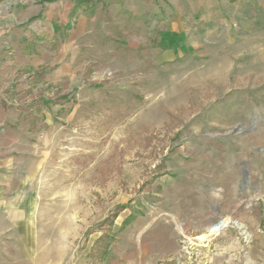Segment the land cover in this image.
Instances as JSON below:
<instances>
[{
    "label": "rangeland",
    "instance_id": "1",
    "mask_svg": "<svg viewBox=\"0 0 264 264\" xmlns=\"http://www.w3.org/2000/svg\"><path fill=\"white\" fill-rule=\"evenodd\" d=\"M0 79V264H264V0H0Z\"/></svg>",
    "mask_w": 264,
    "mask_h": 264
},
{
    "label": "crops",
    "instance_id": "2",
    "mask_svg": "<svg viewBox=\"0 0 264 264\" xmlns=\"http://www.w3.org/2000/svg\"><path fill=\"white\" fill-rule=\"evenodd\" d=\"M173 54V50L170 51ZM165 53L159 54V59L163 60L165 58ZM0 79V207L3 205L4 211H11L10 201L8 203V207H5V197H11L13 194L11 188V180L13 179V170H17V164L20 161L21 156L17 154L14 156L12 154V142L11 138V111L4 102V94L2 92V86ZM19 148L17 147L16 151L22 152L21 148V139L19 140ZM18 153V152H17ZM9 200V199H8ZM1 209V208H0Z\"/></svg>",
    "mask_w": 264,
    "mask_h": 264
},
{
    "label": "bare ground",
    "instance_id": "3",
    "mask_svg": "<svg viewBox=\"0 0 264 264\" xmlns=\"http://www.w3.org/2000/svg\"><path fill=\"white\" fill-rule=\"evenodd\" d=\"M227 225V221H221L220 223L214 225L211 227V231L213 232L214 230H217L223 226H226Z\"/></svg>",
    "mask_w": 264,
    "mask_h": 264
},
{
    "label": "trees",
    "instance_id": "4",
    "mask_svg": "<svg viewBox=\"0 0 264 264\" xmlns=\"http://www.w3.org/2000/svg\"><path fill=\"white\" fill-rule=\"evenodd\" d=\"M46 1H53V0H46Z\"/></svg>",
    "mask_w": 264,
    "mask_h": 264
}]
</instances>
